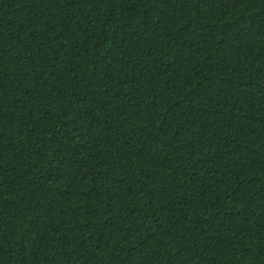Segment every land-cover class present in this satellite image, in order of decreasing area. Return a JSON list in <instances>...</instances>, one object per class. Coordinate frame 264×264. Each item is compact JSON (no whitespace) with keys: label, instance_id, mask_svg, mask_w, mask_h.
Here are the masks:
<instances>
[{"label":"trees","instance_id":"16d2710c","mask_svg":"<svg viewBox=\"0 0 264 264\" xmlns=\"http://www.w3.org/2000/svg\"><path fill=\"white\" fill-rule=\"evenodd\" d=\"M0 264H264V0H0Z\"/></svg>","mask_w":264,"mask_h":264}]
</instances>
